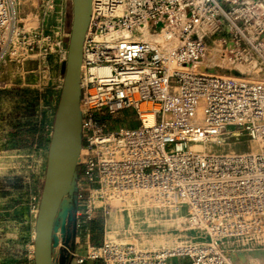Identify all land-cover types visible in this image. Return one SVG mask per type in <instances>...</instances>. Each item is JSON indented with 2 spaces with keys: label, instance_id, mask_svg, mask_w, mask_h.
<instances>
[{
  "label": "built area",
  "instance_id": "obj_1",
  "mask_svg": "<svg viewBox=\"0 0 264 264\" xmlns=\"http://www.w3.org/2000/svg\"><path fill=\"white\" fill-rule=\"evenodd\" d=\"M70 2L0 0L4 52L24 62L54 54L62 72L63 37L24 32L20 23L23 6L38 11L39 22L63 19ZM212 55L225 69H264V0H91L75 212L67 200L76 235L72 252L65 242L58 247L70 264H233L220 241L264 234V73L254 80L208 74L202 64ZM123 112L136 127L116 118ZM47 133L50 140L49 126ZM242 137L255 149H206ZM97 219L122 228L95 245ZM139 222L179 227L192 238L172 234L142 248L134 239Z\"/></svg>",
  "mask_w": 264,
  "mask_h": 264
},
{
  "label": "rangeland",
  "instance_id": "obj_2",
  "mask_svg": "<svg viewBox=\"0 0 264 264\" xmlns=\"http://www.w3.org/2000/svg\"><path fill=\"white\" fill-rule=\"evenodd\" d=\"M37 13L38 11L32 6L22 7L21 30L24 32L38 30L45 34L62 36L64 45L67 48L71 26V2L67 4L63 19L46 16L45 19L36 22ZM28 25L31 28L26 30L25 28ZM6 36L7 32L5 35L0 36V64L2 63L4 68L7 65L10 67L13 77L17 80L16 90L22 86L35 93L40 91V96L42 95L43 99V111L46 112V126H49L50 134L52 131L50 127L53 125V116L58 104L59 86L61 79H63V74L61 70L59 71V65L54 54H48L41 60L24 62L13 57L10 52L1 53ZM246 65L248 64L238 66ZM2 73L0 71V78L3 76ZM26 77L29 80H24ZM126 116L127 128L136 127V119L133 118L134 116L131 113L123 112L118 114L116 118L124 119ZM206 149L212 153H227L231 150L243 153L253 150L255 147L247 137H242L222 143H210ZM8 154L0 153V264H33L35 211L39 205L44 181L45 156L43 155V163H39V166L35 168V164L31 161L35 160L36 156L38 158L39 153H35L32 159L24 158V160L10 158ZM33 172L37 173L36 176L32 175ZM70 223H72V216H70ZM142 224V222H139L137 226L141 227ZM153 224L151 222V224L142 226L141 230L138 231L140 234L134 236V239L139 240L140 247H150L149 245L153 241L148 238L155 235L164 238L160 241L161 243L170 240L172 234H176L177 237L181 238H192V235L179 227L170 229L168 226L155 227ZM120 227L122 228V226ZM120 227L116 228L112 224V220L108 221L103 224L102 236L96 238L94 242H90L99 245L102 243L105 233L112 234ZM68 235L64 248H67L70 244L71 231ZM226 241L230 245L226 246L224 243ZM220 243L222 250L228 254L231 258L229 261L233 264H264V234L224 239ZM64 248L56 250V264L64 263L66 257ZM240 256L244 258L243 261L240 260ZM181 262L183 261L171 260L169 264H180Z\"/></svg>",
  "mask_w": 264,
  "mask_h": 264
},
{
  "label": "water",
  "instance_id": "obj_3",
  "mask_svg": "<svg viewBox=\"0 0 264 264\" xmlns=\"http://www.w3.org/2000/svg\"><path fill=\"white\" fill-rule=\"evenodd\" d=\"M91 0H71V26L66 62L62 67L63 85L53 120L44 181L35 221L33 264H53L54 250L66 241V220L73 198L76 158L81 146L80 66L82 47L88 30ZM74 220L71 225L70 252L75 241ZM66 255L64 264H70Z\"/></svg>",
  "mask_w": 264,
  "mask_h": 264
},
{
  "label": "crops",
  "instance_id": "obj_4",
  "mask_svg": "<svg viewBox=\"0 0 264 264\" xmlns=\"http://www.w3.org/2000/svg\"><path fill=\"white\" fill-rule=\"evenodd\" d=\"M0 71L3 72L0 78V153H9L10 158L21 160L32 159L39 153L31 163L36 168L43 163L44 155L46 164L50 140L42 95L40 91L35 93L22 86L16 90L17 80L8 65L4 68L1 63ZM33 173L36 176L37 173Z\"/></svg>",
  "mask_w": 264,
  "mask_h": 264
},
{
  "label": "bare ground",
  "instance_id": "obj_5",
  "mask_svg": "<svg viewBox=\"0 0 264 264\" xmlns=\"http://www.w3.org/2000/svg\"><path fill=\"white\" fill-rule=\"evenodd\" d=\"M30 25V24H29ZM26 26V30L30 29L31 26ZM32 25V24H31ZM4 52V49L1 50V53ZM203 68H204V72L208 73V74H212V75H216V76H224V77H235V78H241V79H247V80H254L257 79V77L260 74L264 73V69L262 66H260L257 63H251L248 64L246 66H231L227 69H225V67H223V63L217 62V59L215 57V55L210 56L203 64H202ZM209 67V69H205ZM62 80V79H61ZM234 152L233 150H231V153ZM112 224L115 227H118V223L116 221H112ZM35 232V230H34ZM35 237V236H34ZM108 238L110 240H112L113 235L108 234ZM148 239L152 240L150 243L152 246L155 245V243L161 244V240H163L164 238L162 236H152L151 238L149 237ZM226 244V246L230 245V243L228 241L224 242ZM33 246H34V241H33ZM151 246V247H152ZM54 257V256H53ZM241 261L244 260V258L242 256L239 257Z\"/></svg>",
  "mask_w": 264,
  "mask_h": 264
},
{
  "label": "trees",
  "instance_id": "obj_6",
  "mask_svg": "<svg viewBox=\"0 0 264 264\" xmlns=\"http://www.w3.org/2000/svg\"><path fill=\"white\" fill-rule=\"evenodd\" d=\"M90 236H91V241L94 242L96 238H99L102 236L103 233V221L97 219L95 220L90 229Z\"/></svg>",
  "mask_w": 264,
  "mask_h": 264
},
{
  "label": "flooded vegetation",
  "instance_id": "obj_7",
  "mask_svg": "<svg viewBox=\"0 0 264 264\" xmlns=\"http://www.w3.org/2000/svg\"><path fill=\"white\" fill-rule=\"evenodd\" d=\"M71 225H72V223H70V217L68 216L67 217V220H66V231H67V238H68V233H70V231H71ZM66 238V239H67Z\"/></svg>",
  "mask_w": 264,
  "mask_h": 264
}]
</instances>
